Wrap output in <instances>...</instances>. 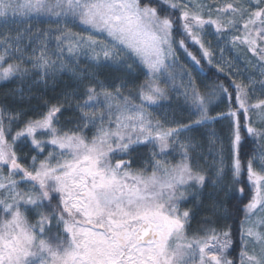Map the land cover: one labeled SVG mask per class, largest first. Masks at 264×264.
<instances>
[{
    "label": "snow or ice",
    "instance_id": "6c2138e0",
    "mask_svg": "<svg viewBox=\"0 0 264 264\" xmlns=\"http://www.w3.org/2000/svg\"><path fill=\"white\" fill-rule=\"evenodd\" d=\"M0 85V264H264V0H0Z\"/></svg>",
    "mask_w": 264,
    "mask_h": 264
},
{
    "label": "rangeland",
    "instance_id": "374dc122",
    "mask_svg": "<svg viewBox=\"0 0 264 264\" xmlns=\"http://www.w3.org/2000/svg\"><path fill=\"white\" fill-rule=\"evenodd\" d=\"M207 39H213L212 37H207ZM213 43L215 44V40L213 39ZM233 56H235V53L229 54L225 53V57L227 59H231ZM234 63H242V61H233ZM142 79V77H141ZM171 99L169 101H164V107L161 109L156 110V114L159 115H164L165 113L167 114L168 117H172L175 115L177 119H183L187 120L188 119V114H187V108L184 104V100L182 97H179L177 93L173 92L170 93ZM223 104H220L218 111L223 109ZM206 150V148H205Z\"/></svg>",
    "mask_w": 264,
    "mask_h": 264
},
{
    "label": "trees",
    "instance_id": "16d2710c",
    "mask_svg": "<svg viewBox=\"0 0 264 264\" xmlns=\"http://www.w3.org/2000/svg\"><path fill=\"white\" fill-rule=\"evenodd\" d=\"M203 84H209L211 83V80H204L202 81ZM14 87V85H0V99L3 98V94L8 91L9 88ZM224 106V105H223ZM218 111V109H216ZM215 114V113H213ZM146 151V150H145ZM195 224V222H194Z\"/></svg>",
    "mask_w": 264,
    "mask_h": 264
}]
</instances>
